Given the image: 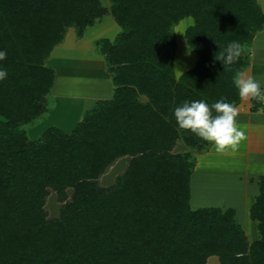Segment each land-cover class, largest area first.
Returning a JSON list of instances; mask_svg holds the SVG:
<instances>
[{"label":"trees","instance_id":"1","mask_svg":"<svg viewBox=\"0 0 264 264\" xmlns=\"http://www.w3.org/2000/svg\"><path fill=\"white\" fill-rule=\"evenodd\" d=\"M0 0V264H264V175L249 210L258 238L249 243L232 209L189 205L196 153L211 145L181 129L174 110L185 101L240 102L233 84L250 63L249 46L264 27L256 0ZM106 17L120 28L97 52L113 95L86 110L70 133L50 127L30 140L25 126L46 112L55 72L45 65L70 27ZM184 31L195 65L174 74V26ZM244 46L236 63L216 54ZM264 102L251 98V111ZM215 114V113H214ZM128 158L108 187L101 176ZM67 189L73 193L67 197ZM58 217L44 209L49 192Z\"/></svg>","mask_w":264,"mask_h":264},{"label":"crops","instance_id":"2","mask_svg":"<svg viewBox=\"0 0 264 264\" xmlns=\"http://www.w3.org/2000/svg\"><path fill=\"white\" fill-rule=\"evenodd\" d=\"M256 1L264 12V0ZM79 41L76 40L79 44H72L65 40L53 49L47 61L56 77L52 87L53 105L43 120L45 130L56 127L70 133L86 110L113 95L111 74L106 71L102 56H95L92 44L88 47ZM69 50L75 53L70 55ZM249 55L250 63L242 72L260 81L264 87V27L253 35ZM196 60L195 54V63ZM236 106L239 108L237 120L245 128L247 140L241 144L239 152L226 153L230 159L223 158L212 144L209 153L197 161L191 175L189 205L192 210L232 209L248 242L252 243L258 233L249 210L258 193V176L264 175V108L251 111V98H240ZM53 115H56L54 121ZM200 188L204 193H198ZM246 226L250 227L249 232Z\"/></svg>","mask_w":264,"mask_h":264},{"label":"clouds","instance_id":"3","mask_svg":"<svg viewBox=\"0 0 264 264\" xmlns=\"http://www.w3.org/2000/svg\"><path fill=\"white\" fill-rule=\"evenodd\" d=\"M190 53L191 48L188 54ZM243 53L244 46L233 40L227 44L219 56L216 54V59L223 65H232L239 61ZM6 57L7 52L0 51V61L5 60ZM6 78V69L0 68V80ZM233 84L238 89L241 99L253 98L264 102V87L255 78L237 71L233 77ZM238 116L239 108L236 104L226 102L224 98L211 105L204 100L185 101L174 110V117L181 129L188 130L213 144L215 151L220 154L238 151L241 144L247 140L246 130L238 123Z\"/></svg>","mask_w":264,"mask_h":264},{"label":"rangeland","instance_id":"4","mask_svg":"<svg viewBox=\"0 0 264 264\" xmlns=\"http://www.w3.org/2000/svg\"><path fill=\"white\" fill-rule=\"evenodd\" d=\"M100 1L104 7L109 6L108 0H100ZM192 23H193L192 18L187 17V18L180 20L173 28V34H174V39H175V53H174L173 62H174V73L176 77H179L180 74L192 68L195 63V53L191 49L190 55L188 54L190 47L187 45L185 38H184V31L186 30L187 27L191 26ZM119 31H120V28L114 22L112 17H106L102 19L100 22L95 23L91 27L84 29L82 32H78V30L73 27L68 28L66 32L64 33L63 40L60 44H62L65 40L72 44L76 43V40H80L79 41L80 44L86 45L88 47L90 46V44H92L95 56L99 57V54L97 52V49H98L97 43L100 40H107L109 42H112L115 39L116 35L119 33ZM76 44H79V43H76ZM69 51L71 52L70 55H73V53H75L73 52L74 50H69ZM51 53L49 57L45 60V65L48 68H51L49 67V65H47V61L50 58ZM53 98H54V93L51 89L49 94L46 97V112L37 121L24 127V129L26 130V135L30 140L38 139L39 136L42 134V131L46 129L43 120L47 117L48 113L50 112L52 108ZM54 118H56V115H53V119H52L53 121H54ZM211 146L212 144L204 152L196 153L193 150L187 149L184 145L178 142L173 150V154L176 155V154H182L185 152H189L190 154H192V156H194L195 158V165L192 171V174H193L197 161L201 157L206 156L209 153ZM221 156L223 158L230 159L229 154L228 155L221 154ZM127 163H128V158H122L116 161V163L106 172V174L100 177L99 184L102 187L110 186L113 183L115 177L122 174V172L125 170ZM190 180H191V177H190ZM200 190L198 191V193L199 192L200 194L204 193L202 192L203 189L200 188ZM72 193H73L72 189H67V197H70ZM60 207H61V204L57 201L56 194L50 191L49 195L46 198L45 206H44V209L47 212V217L49 219H56L58 217ZM253 222L255 223V226L257 228L258 221L254 220ZM246 228H247V231L249 232L250 227L246 226ZM257 233H258V229H257ZM207 262L206 264H219L216 257H213L208 263Z\"/></svg>","mask_w":264,"mask_h":264}]
</instances>
